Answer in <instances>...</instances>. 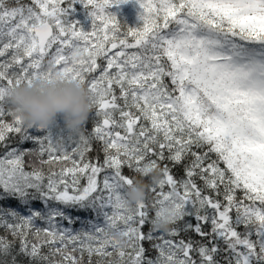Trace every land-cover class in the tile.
<instances>
[{
	"label": "snow or ice",
	"instance_id": "1",
	"mask_svg": "<svg viewBox=\"0 0 264 264\" xmlns=\"http://www.w3.org/2000/svg\"><path fill=\"white\" fill-rule=\"evenodd\" d=\"M125 2L0 0V201L24 209L0 206L13 238L0 236V264H264V0H136L139 23L124 28L109 9ZM77 4L87 30L69 18ZM45 79L87 87L90 134L54 138L15 114L8 90ZM56 164L67 166L44 172ZM124 167L149 181L155 218H169L160 236L142 232L154 219L125 198ZM189 230L200 240L175 239Z\"/></svg>",
	"mask_w": 264,
	"mask_h": 264
},
{
	"label": "clouds",
	"instance_id": "2",
	"mask_svg": "<svg viewBox=\"0 0 264 264\" xmlns=\"http://www.w3.org/2000/svg\"><path fill=\"white\" fill-rule=\"evenodd\" d=\"M8 98L16 115L28 126L47 127L59 116L65 127L79 133L93 109L91 95L87 87L70 79L41 80L29 85L21 83L8 90ZM160 177L158 169L152 170L150 180ZM148 183L142 178H134L124 190V196L132 204L146 199ZM153 227L168 231L171 227L167 216L154 218ZM112 235L119 238V232Z\"/></svg>",
	"mask_w": 264,
	"mask_h": 264
},
{
	"label": "trees",
	"instance_id": "3",
	"mask_svg": "<svg viewBox=\"0 0 264 264\" xmlns=\"http://www.w3.org/2000/svg\"><path fill=\"white\" fill-rule=\"evenodd\" d=\"M7 3L11 4V5H15V0H7ZM21 4L24 5H32L33 7H35V5L33 4V0H20ZM63 6H67L66 4ZM75 11L70 12V19H76L80 22L82 28L84 30H87L88 27L90 26V19L87 16V12L86 10L83 8V6L77 4L74 6ZM110 11H112L116 16L117 19L123 24H126L124 26V28L128 26L132 27V26H136L139 21H138V11H139V5L137 4L136 0H126L125 3L119 4V5H113L110 9ZM124 28H122V31L124 30ZM130 42H131V38ZM54 51V49H53ZM101 63H103V61H101ZM118 94V92H117ZM95 109L93 108L88 116V119L83 127V131H85L86 134H90L92 131V128L94 127V122L93 120L95 119ZM6 119L10 122L11 121V117H6ZM97 119H101V118H97ZM46 130L49 131L51 133V135L54 138L57 137H62L67 139L68 136H75L76 133L72 132L71 130H69L68 128L65 127L64 121L62 118H60L59 116L56 118V120L48 125L46 127ZM32 134L33 135H44L43 131L37 132L35 130H32ZM18 139V137H17ZM74 146V145H73ZM37 147L35 144H32L30 142H26L23 144V148L27 149V148H35ZM100 145L98 142H96L95 140H93V151L88 153V159H92L94 157L97 156V149H99ZM71 149L69 148V151ZM0 155H3V149L0 148ZM45 159H47V155H45L44 157ZM100 161L102 162L103 160V154L100 153ZM213 159H215V155L212 156ZM29 157H26L25 160L26 162L29 160ZM166 163V162H165ZM62 166H67V165H61V164H56L54 166H48L45 165L43 167V170L45 173H48L49 170H54V171H58L60 167ZM221 167H224V165L221 163L220 165ZM161 167H163V164H161ZM26 170H30L28 168H26ZM123 172L125 175H128L130 177H134V178H139L138 174L133 173L132 171H130L127 167L123 168ZM172 174L177 178L180 179L184 176V172H183V167L182 166H177L172 168ZM98 179L102 180V177H98ZM147 182V180H145ZM82 184L86 183L85 180L81 181ZM197 183H201L199 180L197 181ZM165 191H167V187L164 189ZM148 195L145 199L146 204L149 205L150 207V220L155 218V212L156 209L155 208H151V205L153 204L154 198H155V194L152 193L151 191H149L147 189ZM240 193H238L239 195ZM0 206H12L14 208H17L18 210H20L21 212H24L23 207L19 204L18 201H16L15 199H8V200H4V201H0ZM33 207L35 208H40L42 207L40 202H33ZM67 211H70L72 215L74 216H80L83 218H92L94 216L93 213L91 212H84V211H74L71 209H68ZM191 223L193 226H195L196 224V220L193 217H186L184 221L179 222L178 226L183 228L185 223ZM65 226H67V222H65ZM74 228L79 229L81 227L80 223H76L73 225ZM152 224L151 223H146L145 225L142 226L141 230L144 233H147L150 229H152ZM205 230H209L208 225H205ZM154 234L156 236H160L161 235V231L159 230H155ZM0 236H5L7 237V239L12 240V236L7 233L3 228H0ZM168 238V237H165ZM189 238H191L194 241H198L200 240V237L198 234H196L194 231L189 230L188 232H183L181 231L179 236L176 237L175 239H184V240H188ZM153 242H159V241H153ZM143 246L148 249V256L155 258V256L157 255L156 251L154 249H152L151 247V243L148 241H142ZM17 246H18V242H17ZM46 251V250H45ZM218 259H222V257H218ZM18 261L19 264H29L28 259L26 257H18Z\"/></svg>",
	"mask_w": 264,
	"mask_h": 264
}]
</instances>
